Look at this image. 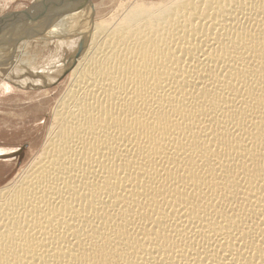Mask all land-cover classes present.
Instances as JSON below:
<instances>
[{"label":"bare ground","instance_id":"bare-ground-1","mask_svg":"<svg viewBox=\"0 0 264 264\" xmlns=\"http://www.w3.org/2000/svg\"><path fill=\"white\" fill-rule=\"evenodd\" d=\"M66 1L62 27L0 28L18 82L82 51L0 187V264H264V0H126L77 26Z\"/></svg>","mask_w":264,"mask_h":264},{"label":"rangeland","instance_id":"rangeland-1","mask_svg":"<svg viewBox=\"0 0 264 264\" xmlns=\"http://www.w3.org/2000/svg\"><path fill=\"white\" fill-rule=\"evenodd\" d=\"M52 1L54 2L56 0H0V16H4L13 11L28 9L32 6L50 5L53 3ZM77 1L79 2L77 3ZM121 1L126 0H73L72 2L70 0L65 3L67 5L72 4L71 6L81 5L82 9L80 11V16L77 17L75 22L77 26L81 25L84 21L90 20L92 7L94 11L93 20H95L98 17H107L112 14ZM44 9L45 8L39 10ZM65 9L66 5L62 4L56 12L54 11L55 13L52 14L51 17L48 16L39 20H25L18 23H10L0 28L9 31L16 28L15 31L20 34L30 26H34L35 31L38 32L36 29L39 28L36 27V25H40L43 22L44 25L48 22L47 19L54 21L56 17H58V22L60 27H62L64 25L63 17L67 15V13L63 14V10ZM78 33L74 34V40L77 39V41H79L81 39ZM50 34H45L43 39H41L50 41L46 49L41 46L43 48L38 59L42 67L48 66L45 60L47 58L50 59L53 56L52 54H54L50 52L47 47H50L51 43L58 35ZM50 37H52V39ZM80 47L81 46L75 47V51L67 52V66L65 70L62 71L63 73L60 71L52 81H47V85H43V83H40V85L38 82H36L35 85L32 82H28V79H26L28 74L25 73V75H22V79L24 80L18 82L21 78L11 76L13 73L11 71H13L14 68L9 72H6V70L5 72H0V187L9 183L21 173L41 150L52 121L53 108L67 85V79L71 68L82 54V51L78 53ZM53 66L52 64L50 67ZM39 70L41 69L37 70L39 74L41 73V77H37L36 79L41 78V80H43L46 78L45 75L49 74L47 72L48 70L42 69L43 73ZM7 73L10 74L7 76ZM51 73L52 72H50V74ZM5 76L8 78H5ZM14 79H18L16 80L17 82ZM46 80L47 78L45 82ZM4 81L8 83L7 87L2 85Z\"/></svg>","mask_w":264,"mask_h":264},{"label":"water","instance_id":"water-1","mask_svg":"<svg viewBox=\"0 0 264 264\" xmlns=\"http://www.w3.org/2000/svg\"><path fill=\"white\" fill-rule=\"evenodd\" d=\"M61 1L62 0H58V2L55 3V5L53 7L55 12L58 10V8H60ZM52 14H54V13H52ZM52 14H48L45 12V10H39V9H36L34 6H32L31 8H28V9H24L21 11H13L11 13L4 15V16H0V27L4 26V25H8L11 22H14V21H17L20 19L39 20V19H42L44 17H48V16L51 17Z\"/></svg>","mask_w":264,"mask_h":264}]
</instances>
